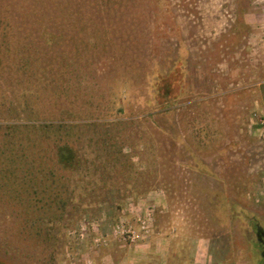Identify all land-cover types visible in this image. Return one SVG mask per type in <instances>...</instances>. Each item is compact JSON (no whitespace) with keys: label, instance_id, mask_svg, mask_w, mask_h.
<instances>
[{"label":"rangeland","instance_id":"374dc122","mask_svg":"<svg viewBox=\"0 0 264 264\" xmlns=\"http://www.w3.org/2000/svg\"><path fill=\"white\" fill-rule=\"evenodd\" d=\"M117 28L116 54L93 57L63 82L77 87L69 108L113 120L114 106L122 110V120L142 119V133L149 132L147 115L157 108L155 77L178 67L180 96L171 104L174 112L162 118L164 134L156 138L174 184L169 190L153 186L136 198L159 192L167 206L160 224L184 248H196L200 239L207 251L202 264H264V247L255 235L259 228L264 232V0H132ZM87 118L75 119L93 120ZM197 126L207 131H201L198 147L192 134ZM128 152L125 147L123 154ZM86 153L88 163L70 175L72 200L52 233L51 264H85L86 258L94 264L116 239L98 251L91 248L92 239L109 234L131 214L126 198L101 189L112 186L100 170L104 153L95 163L97 173L94 153ZM13 204L0 202V264H44L43 246L19 234L17 211L26 203ZM82 223H88L82 239L69 236L79 233Z\"/></svg>","mask_w":264,"mask_h":264},{"label":"trees","instance_id":"16d2710c","mask_svg":"<svg viewBox=\"0 0 264 264\" xmlns=\"http://www.w3.org/2000/svg\"><path fill=\"white\" fill-rule=\"evenodd\" d=\"M131 3L0 0V202L13 200L19 207L26 203L17 211L19 234L43 246L41 263L54 260L52 233L60 228L72 200L70 175L88 163L86 151L94 153L95 173V163L104 153L106 163L100 170L112 186L101 189L115 191L118 200L136 198L153 186L173 187L156 138L164 134L162 118L174 112L171 104L180 96L178 67L155 77L157 108L147 115L151 129L143 133L142 119L124 121L122 110L114 106L110 109L115 112L113 120L73 112L69 104L77 99V87L63 86L70 73L79 74L93 57L116 54L117 24L123 22ZM75 118L93 120L77 122ZM201 131L207 132L206 128ZM201 131L192 127L196 147L202 143ZM125 147L129 155L123 154ZM134 160L145 163V168L134 166Z\"/></svg>","mask_w":264,"mask_h":264},{"label":"crops","instance_id":"0c3cea01","mask_svg":"<svg viewBox=\"0 0 264 264\" xmlns=\"http://www.w3.org/2000/svg\"><path fill=\"white\" fill-rule=\"evenodd\" d=\"M143 202L153 203L160 209L150 236L136 245H127L116 239L95 257L94 264H202L207 251L202 250L200 239L196 248H184L173 234L166 232V226L160 224L158 219L167 212V206L159 192L147 193L142 198H126L124 205Z\"/></svg>","mask_w":264,"mask_h":264},{"label":"built area","instance_id":"2783aa9c","mask_svg":"<svg viewBox=\"0 0 264 264\" xmlns=\"http://www.w3.org/2000/svg\"><path fill=\"white\" fill-rule=\"evenodd\" d=\"M125 210L131 214L122 216L111 227L109 234H102L94 237L91 241V248L98 251L106 247L111 238L118 239L127 245H136L148 238L152 232L156 206L154 204H126ZM80 232H69V236L79 237L82 239L84 233L88 230V223H82ZM85 264H91V260L86 258Z\"/></svg>","mask_w":264,"mask_h":264},{"label":"flooded vegetation","instance_id":"af4514ba","mask_svg":"<svg viewBox=\"0 0 264 264\" xmlns=\"http://www.w3.org/2000/svg\"><path fill=\"white\" fill-rule=\"evenodd\" d=\"M255 235H256L257 243L261 245V247H264V232L259 228Z\"/></svg>","mask_w":264,"mask_h":264}]
</instances>
